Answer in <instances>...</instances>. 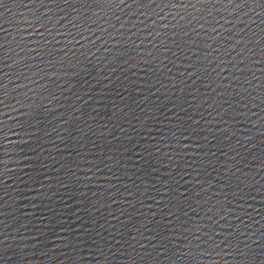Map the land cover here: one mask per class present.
I'll use <instances>...</instances> for the list:
<instances>
[{"label":"water","instance_id":"95a60500","mask_svg":"<svg viewBox=\"0 0 264 264\" xmlns=\"http://www.w3.org/2000/svg\"><path fill=\"white\" fill-rule=\"evenodd\" d=\"M0 264H264V0H0Z\"/></svg>","mask_w":264,"mask_h":264}]
</instances>
